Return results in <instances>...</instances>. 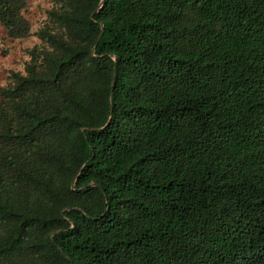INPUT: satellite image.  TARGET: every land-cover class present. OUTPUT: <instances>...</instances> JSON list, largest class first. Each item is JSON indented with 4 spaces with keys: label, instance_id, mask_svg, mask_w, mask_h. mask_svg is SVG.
<instances>
[{
    "label": "trees",
    "instance_id": "16d2710c",
    "mask_svg": "<svg viewBox=\"0 0 264 264\" xmlns=\"http://www.w3.org/2000/svg\"><path fill=\"white\" fill-rule=\"evenodd\" d=\"M0 0L33 35L0 85V264H264V0Z\"/></svg>",
    "mask_w": 264,
    "mask_h": 264
},
{
    "label": "rangeland",
    "instance_id": "374dc122",
    "mask_svg": "<svg viewBox=\"0 0 264 264\" xmlns=\"http://www.w3.org/2000/svg\"><path fill=\"white\" fill-rule=\"evenodd\" d=\"M47 0H27V18L34 31L44 17ZM36 42L33 35L24 39H10L0 26V85L5 82L9 71H20L26 58L24 49Z\"/></svg>",
    "mask_w": 264,
    "mask_h": 264
}]
</instances>
